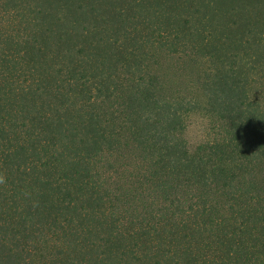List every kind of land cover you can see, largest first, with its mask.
<instances>
[{"label": "trees", "instance_id": "16d2710c", "mask_svg": "<svg viewBox=\"0 0 264 264\" xmlns=\"http://www.w3.org/2000/svg\"><path fill=\"white\" fill-rule=\"evenodd\" d=\"M0 178V264H264V0H0Z\"/></svg>", "mask_w": 264, "mask_h": 264}, {"label": "rangeland", "instance_id": "374dc122", "mask_svg": "<svg viewBox=\"0 0 264 264\" xmlns=\"http://www.w3.org/2000/svg\"><path fill=\"white\" fill-rule=\"evenodd\" d=\"M199 127H200V122L198 121V119H194L192 121V125L189 127V130L187 131V136L190 140H197L200 135H198V131H199Z\"/></svg>", "mask_w": 264, "mask_h": 264}, {"label": "clouds", "instance_id": "9594fccd", "mask_svg": "<svg viewBox=\"0 0 264 264\" xmlns=\"http://www.w3.org/2000/svg\"><path fill=\"white\" fill-rule=\"evenodd\" d=\"M3 182V179L2 178H0V183H2Z\"/></svg>", "mask_w": 264, "mask_h": 264}]
</instances>
